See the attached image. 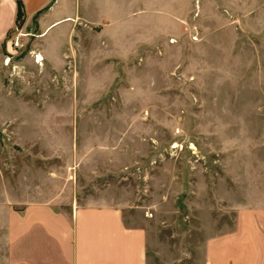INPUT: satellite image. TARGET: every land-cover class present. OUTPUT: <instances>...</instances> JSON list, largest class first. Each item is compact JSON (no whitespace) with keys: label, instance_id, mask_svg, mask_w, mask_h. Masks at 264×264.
<instances>
[{"label":"rangeland","instance_id":"1","mask_svg":"<svg viewBox=\"0 0 264 264\" xmlns=\"http://www.w3.org/2000/svg\"><path fill=\"white\" fill-rule=\"evenodd\" d=\"M193 8L162 57L165 70L151 71L145 102L135 101L146 109H123L119 94L83 103L95 96L63 73L15 64L31 53L32 35L6 67L2 47L0 99L23 109L0 111V163L27 168L44 189L35 200L102 189L132 203L129 223L148 231V264L264 263V0H193ZM81 151L94 173L80 170ZM60 157L73 158L70 190ZM51 167L60 177L47 179Z\"/></svg>","mask_w":264,"mask_h":264},{"label":"crops","instance_id":"2","mask_svg":"<svg viewBox=\"0 0 264 264\" xmlns=\"http://www.w3.org/2000/svg\"><path fill=\"white\" fill-rule=\"evenodd\" d=\"M21 2L23 18L17 26L18 0H0V49L18 27L24 37L32 35L33 39L31 53L15 64H29L36 70L42 66L52 73H63L71 83L75 80L77 91L95 96L83 103L111 94L126 96L122 98L123 109L149 106V103L137 105L135 101L145 100L151 71L165 70L162 57L181 40L184 21L195 9L193 0ZM74 35L80 37L77 42ZM38 54L43 57L42 65L37 61ZM26 106L31 110L40 109L37 104ZM51 106L45 103L41 109L49 111ZM22 109V104L0 99V111ZM2 122L0 119V126ZM43 124L47 130L49 118ZM44 137V142H50L48 135ZM97 149L104 147H96L94 151ZM88 154L79 153L80 170L85 167L86 173H94L88 167ZM31 155L32 160L38 157L35 153ZM62 162L63 177L70 184V190L73 174L69 169L73 158L64 157ZM5 165L4 161L0 163V264H148V231L144 226L129 223L127 214L132 203L119 201L102 189L83 199L51 194L49 199L35 200L32 196L44 189L35 178L26 179L27 168L6 169ZM30 170L31 174L36 171L33 167ZM56 172L51 167L43 173L47 179L54 180L51 177H60ZM8 174L13 178L8 179ZM91 178L86 180L92 181ZM10 191L18 194L12 195Z\"/></svg>","mask_w":264,"mask_h":264},{"label":"built area","instance_id":"3","mask_svg":"<svg viewBox=\"0 0 264 264\" xmlns=\"http://www.w3.org/2000/svg\"><path fill=\"white\" fill-rule=\"evenodd\" d=\"M17 31V34H15L13 37H10L8 39V41L6 42V45H7V50H8V55L6 57V64L10 63L11 60L13 59L14 55L13 53L11 52V50H15L17 51L18 49L22 48L23 47V37L25 36V34H22L20 31H19V28L17 27L15 29ZM37 61H39L38 57H37Z\"/></svg>","mask_w":264,"mask_h":264},{"label":"trees","instance_id":"4","mask_svg":"<svg viewBox=\"0 0 264 264\" xmlns=\"http://www.w3.org/2000/svg\"><path fill=\"white\" fill-rule=\"evenodd\" d=\"M18 7H19V11H18L16 24L17 26H20L22 23V18H23V7H22L21 0H18Z\"/></svg>","mask_w":264,"mask_h":264}]
</instances>
